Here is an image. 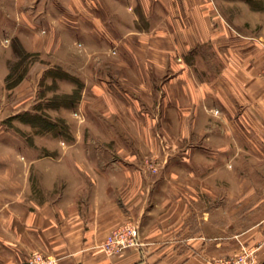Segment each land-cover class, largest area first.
<instances>
[{
    "label": "rangeland",
    "instance_id": "1",
    "mask_svg": "<svg viewBox=\"0 0 264 264\" xmlns=\"http://www.w3.org/2000/svg\"><path fill=\"white\" fill-rule=\"evenodd\" d=\"M5 1L0 0V11L14 19L13 3L2 4ZM20 1L24 6L18 13L24 16L12 22L0 20V160L15 164L25 145L38 147L36 153L41 158L80 159L84 153L92 158L108 157L104 147L114 146L117 135L144 145L131 146L128 157L141 160L148 173L156 175L164 170L165 158L200 161L201 150L195 146L213 147L209 154L216 155L217 166L172 167L169 174L177 176L170 180L187 185L182 192L188 196L192 214L187 217L185 237H203L211 254L209 263L237 255L241 251L237 236L264 214V52L252 51L246 63V54L235 50L242 48L243 40L227 25L230 18L246 17L243 6L237 5L246 0H231V4L219 0V5L203 0L201 12L197 6L182 3L186 0H170V4L169 0H105V7L99 9L101 17L96 14L106 21L105 28L98 35L99 22L88 23L94 31L86 37V44L70 40L61 23L54 21L67 6L78 9L74 3L79 0H56V5L40 0L44 3L40 7H36L39 0ZM114 15L122 19L117 23L120 32L133 33L130 42L109 38L115 32L107 19ZM216 23L218 54L209 44ZM166 29L171 32L172 51L190 47L186 54L172 55V60L178 65L189 63L184 79L195 78L196 85L204 84L202 111L206 116L199 104L180 111L179 101L188 106L191 96L183 93L184 88L180 90L178 82L169 87L171 102L160 98L168 72L180 71L174 65L169 71L167 56L149 50L155 47L161 52L167 45L161 38ZM120 48L128 51L129 58L130 49L139 50L136 72L123 70L127 52L120 54ZM106 77L120 85L127 81L133 91L117 86L108 100L100 98L98 81ZM167 113L171 116L164 117ZM103 126L111 130L98 131ZM199 129L204 133L196 132ZM19 168L12 165L10 172ZM215 173L217 184L212 178ZM260 204L261 212H248ZM219 242L226 243L224 249L215 248ZM242 245L256 250L257 264L259 248Z\"/></svg>",
    "mask_w": 264,
    "mask_h": 264
},
{
    "label": "crops",
    "instance_id": "2",
    "mask_svg": "<svg viewBox=\"0 0 264 264\" xmlns=\"http://www.w3.org/2000/svg\"><path fill=\"white\" fill-rule=\"evenodd\" d=\"M51 1H54L53 5L58 2ZM226 1L228 4L233 2ZM105 2L107 1L79 0L74 3L78 6L76 10L67 6L63 10L64 13L56 14L55 11H51L58 17L54 21L61 23L60 27L67 32L66 37L70 40L79 39L86 44L88 41L86 37L91 35L90 31H94L93 26H90L91 23L94 25L99 22L98 28L95 29L98 35L102 28H105L106 21L100 18L99 14V9L105 7ZM211 2L213 5L220 4L219 0H211ZM3 3L6 5L13 3L16 17L12 19L0 11L2 22H12L17 16H24L18 13V9L24 6L20 0H8ZM182 3L197 6L200 12L204 10L203 0H186ZM237 3L243 6L246 17H243V20L237 17L230 18V24L227 22V25L242 38V48L235 50L244 56L246 54L247 63L252 51L264 52V0H246L242 4ZM42 4L44 3H40L39 0L36 7ZM62 7L65 8V5ZM39 11L44 12V9ZM97 13L100 17L96 15ZM46 14L44 13L43 16L46 17ZM115 15L107 19V22L113 24L115 32L109 38L121 37L124 42L126 40L127 43L130 42L128 37L133 33L130 31L122 33L123 29L120 32L117 23L122 19ZM86 20L88 22L84 23ZM217 29L219 23L210 30L212 32L209 35V44L216 54L219 46V34L215 32ZM161 36L167 42V45L161 47V52L155 47H150L149 50L167 56L169 71L172 65L178 67L180 71L178 74L168 72L162 83L163 94L160 98L163 102H171L169 87L173 82H178L181 85L180 90L184 88L183 93L191 96L188 106L184 105V100L179 101L180 111L185 107L196 108L199 104L201 114L206 116L202 111L205 99L204 84L196 85L195 78L184 79V70L189 69V63L178 65L172 60V55L186 54L190 47L184 46L180 50L172 51L170 29H166ZM195 38L201 40L202 36L195 35ZM120 51V54L127 52V61L122 65L123 70L136 72L140 66L136 60L139 50L130 49V58L126 49L120 48ZM7 61L8 59L6 65ZM247 81H250V77ZM98 84L102 86L99 88L100 98L105 100L112 96L114 92L112 89L117 86H122L125 91H133L125 80H122L120 85L109 81L106 77L99 79ZM261 115H264V112ZM165 116L170 117L171 114L167 113ZM108 129L103 126L98 131L107 133ZM130 132L131 130H124L126 134ZM196 132L202 134L204 130L199 129ZM125 137L116 135L114 146L104 147L109 151L108 157L103 155L92 158L88 157V153H84L85 156L80 159L41 158L36 153L38 147L25 145L22 148V158L14 160L15 164H12L11 160H0V167H5L0 168V264H27V258L32 253L53 256L58 259L57 264L209 263L211 254L207 243L203 242V237H185L188 228L187 217L188 214H192L186 201L188 196L182 192V188L186 189V182L171 181L170 177L176 178L177 175L169 172L174 170L172 167L177 166H217L220 161L215 154H209V150L214 148L195 146L196 149L201 150L200 161L191 157L165 158L162 164L164 170L160 171V174L152 175L145 169V164L141 160L128 157L131 146L144 145L132 144ZM227 164L228 162L224 163ZM12 165H19L22 169L19 168L18 171L11 173ZM190 174L193 172L191 171ZM213 175L212 178L217 184L218 173ZM177 187L180 189L179 192L174 189ZM249 195L250 191L247 193V196ZM252 210L261 212V204L257 209L250 208L248 212ZM124 225L138 227L139 245L113 255L105 253L99 245L108 233ZM237 239L247 247H258L256 263L264 264V214L252 224H248ZM224 244L226 243H216L215 248L221 246L223 248ZM177 245L180 247L175 248ZM182 247H187L189 252Z\"/></svg>",
    "mask_w": 264,
    "mask_h": 264
},
{
    "label": "built area",
    "instance_id": "3",
    "mask_svg": "<svg viewBox=\"0 0 264 264\" xmlns=\"http://www.w3.org/2000/svg\"><path fill=\"white\" fill-rule=\"evenodd\" d=\"M139 229L133 225L121 226L108 233L99 247L107 254L113 255L124 251L125 249L139 245ZM241 251L226 260H218L208 264H254L255 251L247 249L240 244ZM58 259L53 256H45L41 253H32L28 258L27 264H57Z\"/></svg>",
    "mask_w": 264,
    "mask_h": 264
},
{
    "label": "trees",
    "instance_id": "4",
    "mask_svg": "<svg viewBox=\"0 0 264 264\" xmlns=\"http://www.w3.org/2000/svg\"><path fill=\"white\" fill-rule=\"evenodd\" d=\"M10 67H11V69H12V71H13L14 69L12 68V65H10V64H9V68H10ZM24 116H25V114H24ZM24 116H23V117H20V118H22V119H23V118H24ZM35 117H38V116H35ZM25 118H26V117H25Z\"/></svg>",
    "mask_w": 264,
    "mask_h": 264
}]
</instances>
